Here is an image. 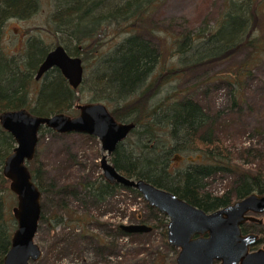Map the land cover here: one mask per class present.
<instances>
[{"label": "trees", "instance_id": "trees-1", "mask_svg": "<svg viewBox=\"0 0 264 264\" xmlns=\"http://www.w3.org/2000/svg\"><path fill=\"white\" fill-rule=\"evenodd\" d=\"M117 1L54 0L52 14L56 32L63 35L56 43L62 44L72 55H81L85 51L88 57L94 56L96 85L103 92L102 98L114 102L113 107L109 108L110 113L118 120L134 122L133 129L110 155L109 159L115 168L126 176L142 177L158 187L174 192L204 211L227 205L252 191L264 193V171L244 170L229 162L222 146L223 141L214 134L210 115L199 102L187 96L174 97L176 93L171 91L166 92L156 103H151V99L171 76L178 78L181 73L187 74L202 65L227 60L243 47L263 54L264 38L258 30L257 20L264 0H223L220 15L207 32L187 31L171 37L170 49L175 53V61L167 69L162 67L164 70L151 79L160 63V50L141 32L150 29L147 28L148 20L162 0ZM31 2L0 0V33L3 21L12 13L21 14L19 10L28 4L32 9L36 6V0L34 4ZM123 31L122 38L119 37L120 41L113 44L111 49L106 52L98 50L102 44L111 43ZM25 44L23 57L9 56L0 48V111L26 107L41 115L59 111L69 113L79 98L77 89L80 84L78 88H72L59 68L53 67L42 75L40 84L33 90L31 83L35 79L33 76L37 65L51 47L34 36L28 38ZM244 61V64L223 72L220 78L229 85L233 108L238 104L241 75L250 72L252 61L255 60L251 56V64L248 60ZM95 92H98L97 89L92 99L97 97ZM126 140H130V147L123 146ZM14 145L11 134L0 125V264L9 248L11 231L16 224L5 198L9 189L8 179L2 174L5 154ZM182 150L199 152H196L193 162L184 168L170 169L168 162L171 152ZM228 170L234 174V180L225 191L213 195L203 190L205 177ZM37 172V169L31 171V176L38 186ZM84 186L98 201H105L106 197L113 196L120 188L141 195L131 187L112 184L103 178L85 182ZM149 208L155 211L158 218L150 226L165 225L166 215L153 207ZM137 216V222H144L140 215ZM41 217L42 214L39 220ZM73 217L72 220L77 223L87 219L75 214ZM115 228L116 234L132 233H126L119 225H115Z\"/></svg>", "mask_w": 264, "mask_h": 264}, {"label": "rangeland", "instance_id": "rangeland-1", "mask_svg": "<svg viewBox=\"0 0 264 264\" xmlns=\"http://www.w3.org/2000/svg\"><path fill=\"white\" fill-rule=\"evenodd\" d=\"M36 1L33 9L28 4L19 10L21 14L10 12L12 15L3 21L0 48L9 56L23 57L25 43L30 37H39L47 47H52L57 39L63 38L62 33L56 32L54 28V0ZM223 3V0H162L158 4L147 23L150 29L141 32L160 50L158 69L150 79L164 70L162 67L167 69L175 61V53L170 49L171 37L187 31L207 32L218 19ZM117 4L120 3L117 1ZM257 23L264 38V3ZM136 24L139 26L138 21ZM123 33L116 35L111 43L102 44L98 50L106 52L111 49L113 44L120 41ZM84 52L80 55L84 78L77 89L79 98L76 101L97 100L111 109L114 102L102 98L103 92L96 85L94 56L88 57ZM251 56L255 61H252L250 72L241 75L238 104L233 108L229 85L220 79L221 75L233 69V66L244 64V60L251 64ZM40 81L33 79L31 88L35 90ZM95 89L98 91L95 92L97 97L92 99ZM171 91L176 93L174 97H191L203 106L214 124V134L223 141L222 146L232 165L248 171H264V53L243 47L227 60L202 65L187 74L181 73L178 78L171 76L151 99V103H156ZM72 108L67 114L78 112L77 108ZM38 132L36 155L28 161L32 172L37 169L38 186L41 187L42 217L34 237L40 246L41 255L32 264H176L178 247L167 242L166 225L159 224L147 232L116 234L115 225L137 222V215L149 225L158 220L155 211L150 210L142 195L120 188L113 196L106 197L105 201H98L88 193L84 183L103 178L99 162L100 141L96 136L74 131L58 133L45 126L40 127ZM129 144L130 140H126L123 146ZM196 152L199 151L171 152L168 162L170 169L184 168L193 162ZM203 180V190L217 195L229 187L234 174L229 170L217 171ZM5 198L12 215L10 207L16 203L15 195L8 189ZM63 204L65 207L62 208ZM74 214L87 219L77 223L72 220ZM253 214L263 223H255L249 231L261 235L264 230V212ZM247 224L251 225L252 222Z\"/></svg>", "mask_w": 264, "mask_h": 264}, {"label": "water", "instance_id": "water-1", "mask_svg": "<svg viewBox=\"0 0 264 264\" xmlns=\"http://www.w3.org/2000/svg\"><path fill=\"white\" fill-rule=\"evenodd\" d=\"M37 66L35 79L53 67L59 68L72 88H78L84 78L81 56L68 53L60 43L52 46ZM73 106L78 112L70 115L64 111L35 114L26 107L0 111V125L11 134L15 144L5 154L2 174L16 199L10 207L16 224L1 264H32L41 255L34 240L41 215V190L31 176L28 161L36 155L38 130L42 126L58 133L74 131L97 137L104 180L135 189L149 207L166 215L167 242L178 247L176 264H264V242L262 246L252 247L258 241V233L241 230L246 220L261 222L253 213L264 212V193L252 191L227 205L204 211L142 177L126 176L109 158L133 129L134 122L116 119L100 101H76ZM119 227L126 233L152 229L145 222L120 223Z\"/></svg>", "mask_w": 264, "mask_h": 264}, {"label": "flooded vegetation", "instance_id": "flooded-vegetation-1", "mask_svg": "<svg viewBox=\"0 0 264 264\" xmlns=\"http://www.w3.org/2000/svg\"><path fill=\"white\" fill-rule=\"evenodd\" d=\"M54 46V45H53ZM50 49V48H49ZM48 49V50H49ZM47 50V51H48ZM46 51V52H47ZM43 75V74H42ZM42 75L40 76V78L39 79H41L42 78ZM247 222H252V224L251 225H248L247 224ZM255 223H257V224H262L263 223V221H261V222H258V221H255V220H251V221H248V220H246L244 223H242L241 224V230H242V232H251V231H249V228H251V226H253V225H255ZM253 232H256V231H253ZM263 233L261 234V235H259V232H256V233H258V241L256 242V244L255 245H253L252 247L253 248H256V247H259V246H262L263 245V242H264V230L262 231Z\"/></svg>", "mask_w": 264, "mask_h": 264}]
</instances>
